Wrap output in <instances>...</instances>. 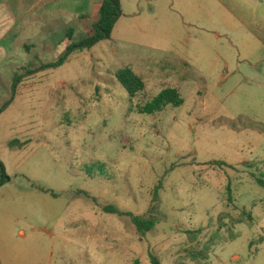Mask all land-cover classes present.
I'll return each mask as SVG.
<instances>
[{
  "label": "rangeland",
  "instance_id": "obj_1",
  "mask_svg": "<svg viewBox=\"0 0 264 264\" xmlns=\"http://www.w3.org/2000/svg\"><path fill=\"white\" fill-rule=\"evenodd\" d=\"M124 7L111 39L17 72L0 264H264V0ZM129 64L151 99L185 77L184 105L139 114L115 77ZM106 207L155 227L141 237Z\"/></svg>",
  "mask_w": 264,
  "mask_h": 264
},
{
  "label": "crops",
  "instance_id": "obj_2",
  "mask_svg": "<svg viewBox=\"0 0 264 264\" xmlns=\"http://www.w3.org/2000/svg\"><path fill=\"white\" fill-rule=\"evenodd\" d=\"M125 1L127 0H120L122 9L125 8ZM103 2L104 0H0V117L8 105H11L18 85L28 81L26 77L18 82L13 90L17 72H33L34 69L27 70L29 64L36 66L37 73L45 68L53 69L51 65L55 64L56 60H50V57L56 56L60 59V56L67 53L69 44H78L94 34L93 26L99 21ZM68 34H72L71 41L68 40ZM113 54L116 55L117 52L113 51ZM128 67L131 68V64ZM162 70L170 73L165 67ZM137 74L141 78L146 75ZM155 74L151 71V76ZM176 76L170 73L165 78L171 83ZM177 77L184 86L173 87L181 88L182 91L187 80L185 77ZM152 80L158 82L157 78L151 77ZM65 85L63 82L60 84L61 87ZM151 86L156 87L153 83ZM12 182L11 179L0 191ZM4 206L2 204V209ZM18 235L26 238L27 234L26 231L19 230Z\"/></svg>",
  "mask_w": 264,
  "mask_h": 264
},
{
  "label": "trees",
  "instance_id": "obj_3",
  "mask_svg": "<svg viewBox=\"0 0 264 264\" xmlns=\"http://www.w3.org/2000/svg\"><path fill=\"white\" fill-rule=\"evenodd\" d=\"M122 15L123 12L120 0H104L99 13V21L93 26L94 34L78 44H69L65 58L51 65V67L56 68L62 66L74 51L89 50L102 41L109 40ZM71 39L72 34H68V40L71 41ZM115 77L129 94L131 99L130 101L135 104V108L139 114L154 116L166 111L169 107L179 108L185 103V99L183 98L181 91L176 88L163 89L158 95L151 99L147 91V84L143 78H141L136 72H134L133 69L129 67L117 72ZM19 79L20 77L17 76L14 82L13 90L16 88ZM22 146L23 145L18 141H12L10 143L11 148H21ZM10 181L11 178L7 175L6 168L0 160V188ZM259 182L260 185L264 187V181ZM105 211L110 214L117 212L122 216L129 217L141 237H145L155 227L152 220L153 218L151 217L147 218L144 216H136L130 212H120L112 207H106ZM151 264H160V262L158 259L152 257Z\"/></svg>",
  "mask_w": 264,
  "mask_h": 264
}]
</instances>
